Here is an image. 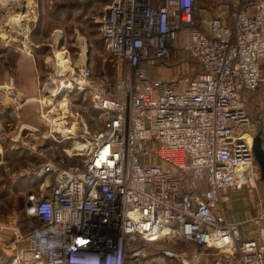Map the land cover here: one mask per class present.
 <instances>
[{"label":"built area","instance_id":"built-area-1","mask_svg":"<svg viewBox=\"0 0 264 264\" xmlns=\"http://www.w3.org/2000/svg\"><path fill=\"white\" fill-rule=\"evenodd\" d=\"M202 10L198 0H110L95 21L122 72L111 84L93 77L85 40L61 53L47 77L56 87L38 102L54 107V97L88 89L102 126L90 131L59 105L46 137L73 160L47 158L31 172L41 179L25 197L24 229L0 222L6 264H136L152 254L264 264V192L243 100L264 82V0H229L212 17ZM179 52L197 61L193 77L153 76ZM0 96L14 112L32 100L12 79ZM244 190L256 211L234 220L224 200Z\"/></svg>","mask_w":264,"mask_h":264},{"label":"rangeland","instance_id":"rangeland-1","mask_svg":"<svg viewBox=\"0 0 264 264\" xmlns=\"http://www.w3.org/2000/svg\"><path fill=\"white\" fill-rule=\"evenodd\" d=\"M107 1L0 0V84L12 79L22 94L32 99L17 112H12L8 119L9 126H4L6 129L0 132V222L3 224H16L20 229H24L25 197L28 191L37 189L41 179H36L32 175L33 169H37L47 158L63 157L68 162L73 160L65 158L63 147L66 144L61 145L63 143L53 142V139L46 137L50 129L49 123L56 113L60 112L58 108L60 104L66 102L68 110L77 117L76 120L83 119L90 131H97L102 126L97 111L90 103L88 89L69 92L65 100L61 99L62 95L57 96L58 100L54 97L51 101L54 107L49 104V98L42 104L41 100L38 102L37 99L45 95L48 89L56 87L54 84L58 82V78L55 82H50L47 77L53 73L61 53L64 50L75 49L71 45L75 38L86 41L89 49L86 56L98 84H111L117 75L122 73L112 57L106 53L95 21ZM228 1L198 0V6L204 9L201 11L202 14L212 17L221 11H217V7ZM103 58L106 60L105 63ZM20 66L24 68L23 71L19 69ZM197 70V61L190 55L179 52L166 62L164 67L155 71L153 76L186 81L193 77ZM33 80L37 84V89L35 96H30L22 85L28 86ZM44 84L47 89L42 90ZM262 91L263 87H260L259 83L257 89L246 92L243 100L246 115L250 120L245 131L252 139L256 133H261L264 148ZM63 107L64 105H61V108ZM0 109H3L2 106ZM23 170L27 172L20 174ZM257 184L258 190L261 191L260 184H264L260 180V169ZM242 193L249 196L251 192L244 190ZM252 196L254 197V193ZM153 251L148 248L146 252ZM155 255L140 257L139 262L135 263L153 264L151 260ZM141 259L143 260L140 262ZM8 261L7 254L0 250V264ZM173 262L182 264L179 258H174ZM124 264H134V261Z\"/></svg>","mask_w":264,"mask_h":264},{"label":"crops","instance_id":"crops-1","mask_svg":"<svg viewBox=\"0 0 264 264\" xmlns=\"http://www.w3.org/2000/svg\"><path fill=\"white\" fill-rule=\"evenodd\" d=\"M109 1L110 0H108L107 3ZM88 54H89V49H88ZM19 69L21 71L24 70V68L21 66ZM260 71L262 73V76H264V60L262 61L261 65H260ZM34 72H35V75L37 76L38 74L36 73V71H34ZM29 75L31 76L30 73H29ZM36 76H35V79L37 81ZM31 77L33 78V76H31ZM20 85H22V84H20ZM22 86H23L25 92L27 93V95L35 96L34 94H35V91L37 89V84L34 82V80L28 86H27V84H26V86L25 85H22ZM261 86L263 87L262 94L264 97V82L260 83V87ZM245 94H246V92H244L243 96H245ZM0 106H2V108H3L2 110L0 109V132H1V131H4L6 129L5 127L9 126L10 123L8 122V119L12 115V112H14V111H12L11 108H9L7 106V104L4 101L2 96H0ZM5 109H8V110H5ZM260 190H261V192L264 191V185L260 184ZM242 192H240V191L231 192L225 197V200H224V202H225L224 206H225L226 214L234 220L235 219L236 220H247V219L251 218V215H253L256 211L255 201L253 200L254 197L251 195H249V196L245 195V193H242ZM247 198H248V200H247ZM249 230H250V226H248L247 224H241L240 232L243 234L244 237H249V235H250V233H248ZM170 247L173 250H175L176 252H186L187 255L188 254L190 255L191 253L195 252L194 250L196 248L195 246H192V245L189 247L187 246V248H185L184 244H182V243L171 244ZM214 259H215L214 256H212L210 254L205 255L199 261V264H209ZM151 262L153 264H174L175 263V262H173V259L169 260V259L164 258L162 256H155V258H152ZM223 264H230V263H223Z\"/></svg>","mask_w":264,"mask_h":264},{"label":"water","instance_id":"water-1","mask_svg":"<svg viewBox=\"0 0 264 264\" xmlns=\"http://www.w3.org/2000/svg\"><path fill=\"white\" fill-rule=\"evenodd\" d=\"M262 144L263 138L261 133H256L252 139V152L254 153L257 166L260 169V180L264 184V148Z\"/></svg>","mask_w":264,"mask_h":264},{"label":"trees","instance_id":"trees-1","mask_svg":"<svg viewBox=\"0 0 264 264\" xmlns=\"http://www.w3.org/2000/svg\"><path fill=\"white\" fill-rule=\"evenodd\" d=\"M96 110V109H95ZM97 111V110H96ZM97 114H98V111H97ZM25 216V215H24ZM25 218V217H24ZM24 222H25V219H24Z\"/></svg>","mask_w":264,"mask_h":264}]
</instances>
